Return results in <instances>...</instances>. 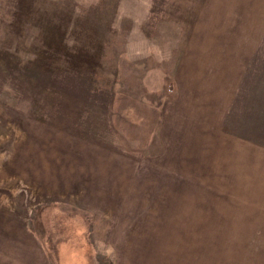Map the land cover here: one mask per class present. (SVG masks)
<instances>
[{"label": "rangeland", "instance_id": "1", "mask_svg": "<svg viewBox=\"0 0 264 264\" xmlns=\"http://www.w3.org/2000/svg\"><path fill=\"white\" fill-rule=\"evenodd\" d=\"M247 196L264 0H0V264L236 261Z\"/></svg>", "mask_w": 264, "mask_h": 264}, {"label": "crops", "instance_id": "2", "mask_svg": "<svg viewBox=\"0 0 264 264\" xmlns=\"http://www.w3.org/2000/svg\"><path fill=\"white\" fill-rule=\"evenodd\" d=\"M103 165L106 166L105 163ZM219 165H220L219 174L221 176L227 177L222 167L223 164H221L220 161H219ZM254 179H255V175L253 176L251 183L253 182ZM253 187L254 185L252 186V188ZM235 188H237V186H233L232 193L235 197H237L236 199L238 201L240 194L238 190L237 191L235 190ZM222 193L225 194L224 190L222 191ZM247 198L250 200L247 206L239 203L238 207H236L237 212H239L240 218H239V222H237L236 224L235 227L236 229L234 228L236 231L232 233V234H236V238L230 239V243H235L232 245H236L238 247V249H234V251H232L235 252L234 254H236V261H233L232 258L229 259V257L224 253V251H222V258H221L222 260H220L222 261V264H264V199L261 200L260 198L257 200L256 197L254 196L253 197L247 196ZM229 207L231 206L225 205L224 201H221L220 208L219 207L217 208H219L220 210L225 209V211H227L230 209ZM248 214L250 220L252 221L251 223H253V228L255 227V232L251 234V240L246 239L251 232V227L246 225L249 224V219L245 217ZM242 220H244V222ZM221 235L223 237L224 232H222ZM224 258H228V259H224ZM47 261L48 258H46L45 256V262Z\"/></svg>", "mask_w": 264, "mask_h": 264}]
</instances>
